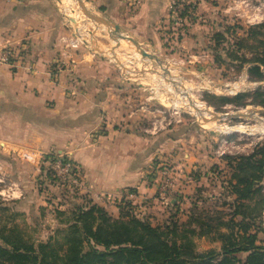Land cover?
Listing matches in <instances>:
<instances>
[{
	"label": "crops",
	"instance_id": "obj_1",
	"mask_svg": "<svg viewBox=\"0 0 264 264\" xmlns=\"http://www.w3.org/2000/svg\"><path fill=\"white\" fill-rule=\"evenodd\" d=\"M86 1L143 49L165 51L163 24L172 0ZM223 2L219 6L224 18L230 7ZM54 4L53 0H0V49L8 47L15 55L9 65L0 64V179L18 183L25 199L23 183L37 174L39 158L61 155L78 169L79 193L105 212H118V217L122 202L154 196L157 180L148 178L154 158L184 170L205 165L208 158L205 152L198 154L200 144L190 136L149 137L134 131L118 68L90 47L71 51L66 66L56 72L53 64L64 51L60 39L72 35L74 28L66 25ZM215 10L212 1L197 0L192 24L196 35L210 30L212 37L218 26L211 19ZM23 154L33 160L25 161ZM182 192L173 194L169 210L190 214L184 203L179 205ZM22 202L14 201L10 208L21 207ZM5 207L0 197V212Z\"/></svg>",
	"mask_w": 264,
	"mask_h": 264
},
{
	"label": "rangeland",
	"instance_id": "obj_2",
	"mask_svg": "<svg viewBox=\"0 0 264 264\" xmlns=\"http://www.w3.org/2000/svg\"><path fill=\"white\" fill-rule=\"evenodd\" d=\"M58 13L65 19L66 25L76 28L87 41L91 50L101 54L107 62L118 68V73L124 83L123 98H125V110L130 111V116L135 120L134 131H139L149 137L160 135L190 136L193 142H198L200 148L196 150L201 156L203 152L208 161L202 166H192L187 170L176 169L165 161L154 158L148 168V178L157 180L154 196L144 199L142 202H122L117 207L123 217H133L149 223L152 227H162L173 222L181 228L188 226L198 233L195 226L190 224V214L184 212L174 213L169 210L173 194H179L182 189V202L184 209H192L196 214L217 217L221 221H227L232 214L234 197L229 195L227 179L231 174L226 167L229 158L245 157L264 144V114H252L250 118L224 119L209 122L210 114L223 115L227 113H246L264 109L256 105L253 98H242L238 105L228 104L223 106L218 97H233L231 89L224 88L227 84L237 83L236 93L245 91L252 92L254 86L245 80V72L237 73L229 70L226 66H215L211 62V55L206 47L211 46V32L208 34L193 30L196 12L188 15L185 22L175 25L171 20H166L164 35L167 37L165 51L160 53L144 49L162 61V68L155 61L141 58L131 43L120 40L118 44L110 37L109 30L88 20L80 11L74 0H53ZM194 1V0H191ZM196 1V0H195ZM215 5L217 15L211 16L214 27L221 28L224 20L228 24L240 23L244 28L248 19L257 13L264 17V0H209ZM228 3L230 10L223 18L221 6ZM220 3V4H219ZM218 4V5H217ZM86 7L95 16L104 17L97 13L86 1ZM247 5V7H245ZM253 9H250V8ZM197 8V5H196ZM256 13V14H257ZM105 18V17H104ZM207 21L209 25L211 22ZM74 20L76 24L70 21ZM70 25H69V23ZM211 26V25H210ZM213 27V28H214ZM247 31V28L244 29ZM123 32V31H122ZM195 33L192 35L191 33ZM124 33V32H123ZM125 34V33H124ZM181 35V36H180ZM180 36V37H179ZM172 37L175 42H171ZM210 37V38H209ZM181 41H180V39ZM179 41V42H178ZM176 43V44H175ZM116 59L114 60V58ZM118 63L121 66H118ZM124 68V69H123ZM163 68L168 69L175 85L166 83L159 75L163 74ZM175 86V88H174ZM219 89L222 90L219 93ZM208 90V91H207ZM225 90V91H223ZM198 103L209 114L207 120L199 118L196 109L191 106ZM242 103V104H240ZM194 108V109H193ZM196 111V112H195ZM163 118L172 123L155 135H147L142 129H147L155 119ZM206 120L208 123H202ZM179 121V122H178ZM140 127V129L138 128ZM232 128L233 131H229ZM182 132V134H181ZM205 147V149H204ZM227 158V159H226ZM37 174L34 175L24 186L28 197L24 199L22 188L19 187L22 197L19 200H5L7 207L0 212V230L11 231L17 229L22 234L25 243L38 245L47 240L61 242L64 232L72 222V213L76 207H86L90 201L78 191V187L68 180H61L51 175L46 165H38ZM41 167V168H40ZM200 174V180L194 177ZM194 178V179H193ZM169 184L164 195L160 194L159 188ZM261 195L255 196L244 204L251 217L249 223L251 230L261 226L264 230V179ZM163 192V191H161ZM34 194V197L32 196ZM30 195V196H29ZM191 201H190V200ZM23 201L20 205L13 206ZM1 203H3L1 201ZM194 204V206H192ZM240 204V203H239ZM237 206L234 205V208ZM2 210V209H1ZM113 220H118V212H106ZM194 219V217H192ZM191 218V219H192ZM192 219V220H193ZM205 220V218H204ZM194 221V220H193ZM186 226V227H185ZM227 233L225 229L217 232L212 230L208 237L194 235L192 239L194 250L197 253H206L220 250V242L214 241V233ZM259 244H264V236H258ZM55 246L54 248H57ZM0 248H6L0 241ZM4 258L0 257V264Z\"/></svg>",
	"mask_w": 264,
	"mask_h": 264
},
{
	"label": "trees",
	"instance_id": "obj_3",
	"mask_svg": "<svg viewBox=\"0 0 264 264\" xmlns=\"http://www.w3.org/2000/svg\"><path fill=\"white\" fill-rule=\"evenodd\" d=\"M221 26L211 37L212 45L206 47L214 65L245 72L247 81L258 85L252 92L217 100L223 106L236 107L242 106L238 105L242 98L250 97L264 108V23L245 28L240 23ZM227 160L231 173L227 190L234 197L227 221L190 209V224L198 230L196 233L191 226L181 228L176 222L152 227L140 219L123 217L122 213L118 220H113L102 208L89 203L75 208L61 242L49 239L30 245L23 242L17 229L0 230V241L6 247L0 248L2 264H264V244L258 241L264 230L261 226L251 230V217L244 204L261 195L264 144L248 156ZM221 228L227 233L212 235V240L220 242V250L195 252L189 236L208 237L212 230L217 232Z\"/></svg>",
	"mask_w": 264,
	"mask_h": 264
},
{
	"label": "built area",
	"instance_id": "obj_4",
	"mask_svg": "<svg viewBox=\"0 0 264 264\" xmlns=\"http://www.w3.org/2000/svg\"><path fill=\"white\" fill-rule=\"evenodd\" d=\"M135 2L137 4V0H135ZM196 5H197V0L196 1L195 0L194 1L172 0L168 7L169 19L173 23H175V25H177L178 23L185 22L189 17L188 15L192 14L193 11H196ZM245 7H247V5H245ZM250 9H253V8L251 7ZM258 10L259 9H255V14L248 19V21L246 22L247 25L254 26V25H259L263 23V20H264L263 14L257 13ZM60 41L64 45V51L61 53V57L58 58V60L55 61L53 64L54 70H56V72L61 71L66 66L67 64L66 62L68 61L69 53L71 51H75L79 47H82V46H87V41L83 38L81 34L76 33V31L70 36L62 37ZM14 58H15V55L12 49L8 47L7 48L4 47L0 49V64L9 65ZM245 80L248 84H252L254 86L252 89H249V90H253L258 85L257 83L248 82L246 76H245ZM224 88L231 89L232 92H230L229 94H231L232 96H235L236 94H238L235 92L237 89V83L227 84L224 86ZM218 92L221 93L222 90L219 89ZM242 92H245V91H242ZM242 92H239V93H242ZM171 123H172L171 120L165 121V119L163 118L155 119L150 124L149 128L142 129V131L143 133L147 135H155L157 132L165 129ZM229 131L231 132L233 131V129L229 128ZM23 159L28 162L33 160L31 155H28V154H23ZM38 165H46L51 175L63 181L68 180L79 188L80 175L78 173V169L71 160L65 158L64 156L52 154L49 157L46 156L45 158H39L37 166ZM0 185H1L0 197L4 201L8 199L18 200L22 197V193L16 183H13L12 181H5L3 179H0ZM169 187H170L169 184H165L164 186L159 188L160 194L163 196L166 191V188H169Z\"/></svg>",
	"mask_w": 264,
	"mask_h": 264
},
{
	"label": "water",
	"instance_id": "obj_5",
	"mask_svg": "<svg viewBox=\"0 0 264 264\" xmlns=\"http://www.w3.org/2000/svg\"><path fill=\"white\" fill-rule=\"evenodd\" d=\"M77 3L78 8L80 9V11L82 12V14L91 22L98 24V25H102L104 27H106L109 30L110 33V37L112 38V40L114 42H116L118 44V42L120 40H124L126 42H129L132 44V46L135 48L136 52L141 56V58L143 59H147V60H151V61H155L156 63L159 64L160 68H162V61L158 60V58L152 54H149L148 52H146L143 47L133 38L129 37L128 35L124 34L121 29L118 27V25H116L114 22H112L111 20L104 18V17H98L95 16L93 14V12L91 10H89L85 3L86 0H74ZM57 2H60L59 0ZM73 25L76 24V22L74 20L70 21ZM76 31V28H74V32ZM116 59V57L114 58V60ZM118 66H121L118 63ZM124 69V68H123ZM163 74H158L157 72H155L154 74H157L158 76L162 77V79L170 84V85H175V80L173 78H171L168 69L163 68ZM175 88V86H174ZM252 114H264V109H260V110H255V111H251V112H246V113H241V112H236V113H227V114H223V115H218L216 113H211V119L209 120V122H214V121H220V120H224V119H236V118H250L252 117ZM202 123L206 124L208 123L206 120H203Z\"/></svg>",
	"mask_w": 264,
	"mask_h": 264
},
{
	"label": "bare ground",
	"instance_id": "obj_6",
	"mask_svg": "<svg viewBox=\"0 0 264 264\" xmlns=\"http://www.w3.org/2000/svg\"><path fill=\"white\" fill-rule=\"evenodd\" d=\"M191 106H193L195 109H196V114H197V116L199 117V118H202V119H209V117H208V112L205 110V109H203L204 107H202L201 105H199L198 103H194L193 105L191 104ZM193 108V109H194ZM211 117V116H210ZM209 124V123H208Z\"/></svg>",
	"mask_w": 264,
	"mask_h": 264
}]
</instances>
